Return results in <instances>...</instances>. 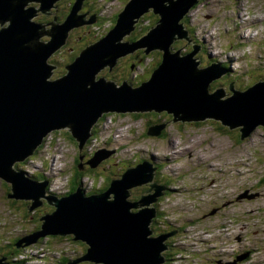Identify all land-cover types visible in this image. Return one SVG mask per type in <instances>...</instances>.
<instances>
[{
  "label": "rangeland",
  "instance_id": "rangeland-1",
  "mask_svg": "<svg viewBox=\"0 0 264 264\" xmlns=\"http://www.w3.org/2000/svg\"><path fill=\"white\" fill-rule=\"evenodd\" d=\"M128 1L83 0L78 12L86 11V20L92 14L95 19L67 32L63 45L48 57V62L54 64L48 80L65 73L64 62L72 54L104 36ZM56 2L58 9L51 8L47 15L38 11L33 17L35 21L48 22L43 24L44 30L53 25L55 14L58 23H63L74 0ZM157 18L151 10L144 12L123 40L142 37ZM182 21L190 41L175 40L172 50L180 49L184 53L193 44H199L196 53L199 67L213 61L230 62L231 72L211 81L208 92L221 88L224 94L220 98L225 100L232 94L228 88L230 82L232 88L241 91L264 80V0H199ZM46 37L49 36L45 34L42 39ZM141 49L120 57L112 68L106 66L97 76L115 82L116 86L126 80L136 87L149 77L161 55L157 49L148 53L140 52ZM136 59L134 68L132 63ZM152 125L159 126V134L146 133ZM239 129L241 125L229 128L216 118L173 120L172 113L166 110L107 112L92 127L91 135L80 149L67 127L51 130L43 135L33 153L16 161L14 167L48 181L43 196L56 198L74 191L71 182L78 153L89 159L97 149H104L91 164L83 163L86 175L79 186L86 194L94 191L98 194L97 189L104 188L110 178H121L126 168L147 159V163L155 166L152 178L130 187L128 198L136 201L152 195L154 189L147 190L153 183L163 186L162 194L150 205L158 211L157 218L150 221L151 234L158 236L167 229L177 228L165 240L167 246L182 239L190 246L188 252H182L177 259L173 257L170 264H188L189 260L191 264H224L234 259L236 262L232 264H264V126H254L242 138ZM172 151L168 155L170 159L166 158L165 154ZM4 184L0 179V245L29 235L26 233L36 229L42 214L55 210L53 205L42 207L45 198L39 196L37 199L42 202L39 208L26 211L30 201L12 202L5 195ZM25 201L27 206L23 205ZM198 240L195 246L201 247L202 252L196 254L194 243ZM175 247L171 254L179 253ZM246 248L250 255L237 260V255ZM45 255L33 264H54L52 257L58 252L47 251ZM83 263L80 260L76 264Z\"/></svg>",
  "mask_w": 264,
  "mask_h": 264
},
{
  "label": "water",
  "instance_id": "water-1",
  "mask_svg": "<svg viewBox=\"0 0 264 264\" xmlns=\"http://www.w3.org/2000/svg\"><path fill=\"white\" fill-rule=\"evenodd\" d=\"M56 1L0 0V179L10 185L7 197L32 200L28 211L41 205L39 196L55 207L52 213L41 216V229L19 238L16 246L32 245L46 235H72L86 244V253L75 259L77 262L161 264L165 261L162 252L168 249L165 240L175 233L172 230L156 236L149 227L157 213L150 205L162 194L163 186L153 183L147 190L153 188L152 195L136 201L128 198L130 187L152 178L154 169L147 160L126 168L121 178L111 179L106 190L98 194L86 195L78 186L56 198L43 196L47 181L15 169L14 163L32 154L45 133L63 127L78 140L80 149L105 112L153 109L172 113L173 120L216 118L229 128L241 125L242 138L254 126H264V80L241 91L230 82L232 94L221 100L223 89L208 92V87L226 69L216 62L199 67V45L193 44L183 54L180 49L172 50L175 40L190 41L182 19L199 0H129L113 27L66 65L65 76L48 80L53 69L48 57L63 45L67 32L95 19L94 14L84 19L85 14L78 12L83 0H74L64 22H54L44 30L43 23L33 17L38 11L48 13ZM150 10L158 15L156 23L137 40L124 41L140 16ZM45 34L47 40L42 39ZM139 48L145 53L157 49L161 59L136 87L126 80L116 86L103 76L97 77L101 69L112 68L119 57ZM158 127L149 126L146 133L159 134ZM101 152L104 149H97L87 162L91 164Z\"/></svg>",
  "mask_w": 264,
  "mask_h": 264
},
{
  "label": "trees",
  "instance_id": "trees-1",
  "mask_svg": "<svg viewBox=\"0 0 264 264\" xmlns=\"http://www.w3.org/2000/svg\"><path fill=\"white\" fill-rule=\"evenodd\" d=\"M150 27L151 26H148L147 29L149 30ZM133 38L134 37L131 36V39H133ZM138 38H140V37H137V38H135L133 40H137ZM140 52L145 53L143 49H141ZM160 59H161V55H160ZM160 59H159V61H160ZM136 61H138V60H136ZM158 63L159 62H157V64ZM222 65L225 66L224 63H222ZM225 68H228V67H225ZM80 155H81V153H78L76 155V157H75V161H76L75 163L76 164H75V166L73 168L74 169V175L72 177L73 181L71 182V189L72 190L77 188L81 178L86 175V174H84L85 172L83 171V169H84L83 162L79 159ZM90 158H91V156L89 157V159ZM88 171H92V170L89 168ZM111 179H113V178L109 179V181L107 182V184H106V186L104 188H101L100 190L97 189V191H99V193L102 192V191H105L106 188L109 186ZM5 185H6L5 195L7 196V194L10 193V188L8 187L7 182H6ZM157 185H162V184H157ZM91 193H95V191L91 192ZM10 200L12 202L15 201L13 198H10ZM134 200H136V199H134ZM28 201H30V200H28ZM23 205H25V206L31 205V201L28 202L27 205H26V201H25V203H23ZM46 205H50L51 206L52 204H50V203L48 204L44 200L43 203H42V207L46 206ZM27 208H29V207H27ZM36 208H39V207H35L34 209H36ZM25 210L28 211L26 208H25ZM50 212H46L44 214H47V213H50ZM44 214H42V215H44ZM41 216L39 217V220L37 221L38 225L36 226V229H33L32 231H30L29 233H26V234H31V233L39 231L41 229V224H42ZM156 218H157V215H155V219ZM7 228L9 230L11 229L10 227H7ZM165 232H166V230H165ZM16 241L17 240H15L14 242L9 241V242H7L6 245L5 244L4 245H0V255L1 256L2 255H7L9 257V260L12 263H15V264H29L28 262H29L30 258L33 257V255L31 254L30 250L37 251L39 253L41 251H56V252H58V255L52 257V260H53L52 262L54 264H76L77 261L75 259L81 258L86 253V244L83 243L80 240H74L72 235H58V234H54V235L42 236V237H39L38 240L31 246L27 245V246L17 247L16 246V243H17ZM167 242L169 243V241H167ZM176 249H178V248H176ZM178 250H180V249H178ZM65 253H68V255H65ZM163 253H164L163 255H164L165 261H166V259H169V257H167L166 251L163 252ZM21 256H23V259H19V257H21ZM173 257H175V256H173ZM70 261H72L73 263H70ZM82 261L84 262L83 264H94V261L91 262V261L86 260V259H82ZM166 262H165L166 264H170V260H168ZM165 263L162 262L161 264H165Z\"/></svg>",
  "mask_w": 264,
  "mask_h": 264
},
{
  "label": "flooded vegetation",
  "instance_id": "flooded-vegetation-1",
  "mask_svg": "<svg viewBox=\"0 0 264 264\" xmlns=\"http://www.w3.org/2000/svg\"><path fill=\"white\" fill-rule=\"evenodd\" d=\"M32 5L37 6L38 4H37V5H36V4H32ZM51 8L58 9V7H57V2H55V3L53 4V7H51ZM51 8L49 9V11H50V10H51V11L53 10V9H51ZM84 9H85V8H84ZM49 11H48V12H49ZM79 11H80V9H79ZM37 13H38V12H37ZM41 13H42V12H41ZM85 13H86V11H85ZM85 13H84V14H85ZM42 15H45V13H42ZM46 15H47V13H46ZM56 19H57V17H56V14H55V15L53 16V20H54L53 22L58 23L59 21L56 20ZM41 22H42L43 24H44V23H48V22H46V21H41ZM46 38L48 39L49 37H46ZM47 39H46V40H47ZM80 50H81V49H79V51H80ZM78 53H79V52H78ZM78 53H77V54H72L71 57H70L69 59L65 60V62H64V63H65V64H64V69L66 68V65H67V64H69L70 62H72V61L74 60V58L78 55ZM52 55H53V54H52ZM49 58H50V57H49ZM119 59H120V58H119ZM136 60H138V59H136ZM136 60L134 61V63H132L133 67H134V66L136 67V64H137V62H138V61H136ZM66 61H68V62H66ZM48 63H49V62H48ZM50 64H51V65L53 66V68H54V64H53V63H50ZM135 67H134V68H135ZM65 72H66V69H65ZM64 74H65V73H64ZM64 74H62V75H60V76H58V77H61V76H63ZM58 77H57V78H58ZM81 161H82L83 163H85V162L88 161V159L84 156V157H82ZM1 182H2V181H1ZM4 185H5V184H4ZM4 185H3V186H4ZM7 185H8V184H7ZM8 187H10V185H8ZM44 200H45V199H44ZM45 201H46V200H45ZM39 206H40V205H39ZM0 257H5V259L2 260L3 263L5 262L6 264H15V263H12V262L9 260V257H8L7 255H2V256L0 255ZM218 260H221V261H222V259H218ZM166 261H168V259H166ZM166 261H164V263H165ZM223 262H225V261H223ZM166 263H167V262H166ZM166 263H165V264H166ZM226 263H227V262H225L224 264H226ZM229 264H232V263H229ZM236 264H239V263H236Z\"/></svg>",
  "mask_w": 264,
  "mask_h": 264
},
{
  "label": "bare ground",
  "instance_id": "bare-ground-1",
  "mask_svg": "<svg viewBox=\"0 0 264 264\" xmlns=\"http://www.w3.org/2000/svg\"><path fill=\"white\" fill-rule=\"evenodd\" d=\"M240 17V16H239ZM45 25H43V27H44ZM50 29V28H49ZM68 34V33H67ZM65 40H66V37H65ZM65 40H64V42H65ZM56 51V50H55ZM55 51H53V52H55ZM71 63V62H70ZM68 72V70L66 69V72H65V74ZM65 76V75H64ZM63 77V76H62ZM157 112V111H156ZM252 130V129H251ZM88 138V137H87ZM211 146H214V145H211ZM35 150V149H34ZM174 150V149H173ZM198 153V152H197ZM170 154V156H171V154H173V151L171 152V153H166L165 154V157L166 158H169L170 159V156H168ZM200 155V154H199ZM199 155H198V157H199ZM200 158V157H199ZM210 158V157H209ZM35 179H37V178H35ZM37 180H39V179H37ZM47 183H48V181H47ZM46 183V184H47ZM40 227V226H39ZM249 255V254H248ZM236 261H232V263H235Z\"/></svg>",
  "mask_w": 264,
  "mask_h": 264
}]
</instances>
